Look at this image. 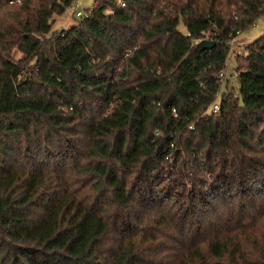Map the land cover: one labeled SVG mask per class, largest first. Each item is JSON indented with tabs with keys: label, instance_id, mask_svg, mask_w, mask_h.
<instances>
[{
	"label": "trees",
	"instance_id": "trees-1",
	"mask_svg": "<svg viewBox=\"0 0 264 264\" xmlns=\"http://www.w3.org/2000/svg\"><path fill=\"white\" fill-rule=\"evenodd\" d=\"M11 1L0 264H264V0Z\"/></svg>",
	"mask_w": 264,
	"mask_h": 264
},
{
	"label": "rangeland",
	"instance_id": "rangeland-1",
	"mask_svg": "<svg viewBox=\"0 0 264 264\" xmlns=\"http://www.w3.org/2000/svg\"><path fill=\"white\" fill-rule=\"evenodd\" d=\"M95 0H75L74 4H79L81 10L90 9L93 7ZM75 9L73 7L69 8L65 13L60 16H56L55 19V29L69 28L76 23V19L74 18ZM256 26L252 25V27L246 31L241 33L236 43L233 46L232 54L228 59V64L226 66L225 72L226 76L222 82L221 94L226 91L227 85H229L230 90L238 89V80L235 74L236 63L233 57L238 51H242L244 46L250 45L253 41L264 34V16L255 21ZM181 30L184 31V26L181 24ZM218 97L219 101L221 97Z\"/></svg>",
	"mask_w": 264,
	"mask_h": 264
},
{
	"label": "built area",
	"instance_id": "built-area-1",
	"mask_svg": "<svg viewBox=\"0 0 264 264\" xmlns=\"http://www.w3.org/2000/svg\"><path fill=\"white\" fill-rule=\"evenodd\" d=\"M21 1H22V0H12L11 3H20ZM72 7L75 9V15H76L77 17H83V16L85 15L84 10H81V9H80V5H79V4H74V3H73ZM252 25H255V26H256V23H254V24H252ZM241 33H242L241 31H238L237 34H236V36H234L233 39L231 40V46H232V47H233L234 44L236 43L237 38H238V36H239ZM198 42H199V40H198ZM131 53H132V52L129 50V51L127 52V54H126V58H127ZM225 76H226V72H225V70H223L222 72L219 73V75H218V80H219V81H223V79L225 78ZM218 96H220V94H219ZM174 111H175V110H174ZM219 111H220V103H219V102H216V103H214L213 106H212V112H213V113H217V112H219Z\"/></svg>",
	"mask_w": 264,
	"mask_h": 264
},
{
	"label": "water",
	"instance_id": "water-1",
	"mask_svg": "<svg viewBox=\"0 0 264 264\" xmlns=\"http://www.w3.org/2000/svg\"><path fill=\"white\" fill-rule=\"evenodd\" d=\"M216 45V42L209 39H203L197 44L198 50H209Z\"/></svg>",
	"mask_w": 264,
	"mask_h": 264
}]
</instances>
